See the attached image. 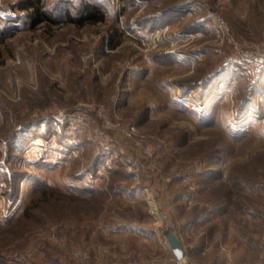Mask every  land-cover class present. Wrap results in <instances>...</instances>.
Instances as JSON below:
<instances>
[{
	"label": "rangeland",
	"instance_id": "rangeland-1",
	"mask_svg": "<svg viewBox=\"0 0 264 264\" xmlns=\"http://www.w3.org/2000/svg\"><path fill=\"white\" fill-rule=\"evenodd\" d=\"M263 35L264 0H0V264H264Z\"/></svg>",
	"mask_w": 264,
	"mask_h": 264
},
{
	"label": "trees",
	"instance_id": "trees-1",
	"mask_svg": "<svg viewBox=\"0 0 264 264\" xmlns=\"http://www.w3.org/2000/svg\"><path fill=\"white\" fill-rule=\"evenodd\" d=\"M39 2V1H38ZM41 6H36L37 14L40 15ZM104 20V14L95 6L90 3H84L81 9V15L74 20L78 26L84 24H95ZM73 21V20H72Z\"/></svg>",
	"mask_w": 264,
	"mask_h": 264
},
{
	"label": "water",
	"instance_id": "water-1",
	"mask_svg": "<svg viewBox=\"0 0 264 264\" xmlns=\"http://www.w3.org/2000/svg\"><path fill=\"white\" fill-rule=\"evenodd\" d=\"M164 234L167 238L168 244H169L176 260L177 261L181 260L184 257L185 252H184L177 236L169 229L165 230ZM184 264H186V263H184Z\"/></svg>",
	"mask_w": 264,
	"mask_h": 264
},
{
	"label": "built area",
	"instance_id": "built-area-1",
	"mask_svg": "<svg viewBox=\"0 0 264 264\" xmlns=\"http://www.w3.org/2000/svg\"><path fill=\"white\" fill-rule=\"evenodd\" d=\"M233 45H234V49L237 51V52H240L243 50V48L245 47H248V46H253V45H249V43H246V42H241V44H236L232 41ZM256 48H257V54L259 53L258 51H260V54H258V56L264 58V35H263V39L260 41V43H257L256 45Z\"/></svg>",
	"mask_w": 264,
	"mask_h": 264
}]
</instances>
